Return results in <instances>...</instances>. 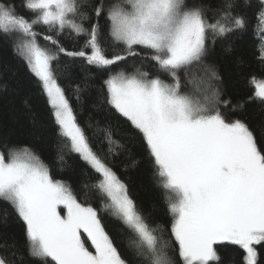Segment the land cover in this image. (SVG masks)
<instances>
[{
	"label": "snow or ice",
	"instance_id": "1",
	"mask_svg": "<svg viewBox=\"0 0 264 264\" xmlns=\"http://www.w3.org/2000/svg\"><path fill=\"white\" fill-rule=\"evenodd\" d=\"M237 7V0H221L209 17L203 0H25L24 8L33 14L25 17L13 0H0V36L13 40L14 51L40 81L70 151L98 174L95 186L108 201L104 211L131 233L129 259L98 210L82 203L69 183L54 178L39 154L0 140V199L23 221L31 258L41 264H175L174 240L183 264H215L216 246L225 242L244 251V264H258L257 246L264 245V135L258 140L247 121L231 117L245 102L233 105L221 98V76L207 59L219 39L245 28ZM101 17L112 44L121 46L111 55L100 40ZM259 17L264 22V0ZM38 26L55 33L43 37L54 51L40 45ZM66 32L84 37L78 50L56 38ZM61 55L103 69L130 57L155 65V75L117 67L103 83L106 103L145 143L172 216L170 227L137 207L128 185L91 146L55 75ZM193 71L199 74L195 95L182 90ZM249 81L255 91L246 102L264 105V78ZM106 135L115 147L109 151L119 155L124 145ZM15 247L0 245V264H16Z\"/></svg>",
	"mask_w": 264,
	"mask_h": 264
},
{
	"label": "trees",
	"instance_id": "2",
	"mask_svg": "<svg viewBox=\"0 0 264 264\" xmlns=\"http://www.w3.org/2000/svg\"><path fill=\"white\" fill-rule=\"evenodd\" d=\"M25 0H13L17 11L25 17L33 14L24 8ZM95 4L96 0H88ZM105 4L113 0H104ZM207 14L211 17L221 5V0H203ZM236 13L245 17L246 25L226 38L219 39L210 49L207 59L213 62L221 76L219 87L222 99H231L233 105L245 102L242 109L231 113L232 118L249 123L258 140L264 135V105L258 101L247 103L254 94V85L249 78H264V22L259 17L260 0H237ZM102 31L100 40L108 54L120 51V45H113L109 37L108 25L100 19ZM41 33L39 43L49 51L54 46L43 37L55 35L43 26L36 29ZM69 50H78L84 37H76L67 32L56 37ZM58 83L73 107L77 122L84 128L93 149L106 158L117 175L128 185L129 193L137 207L165 228L170 227L172 216L163 201L161 189L157 186L154 165L140 134L134 131L129 122L122 118L106 103L104 79L109 71L117 67L131 72L140 67L150 74H156L151 60L130 57L112 69L89 66L83 59H72L61 55L54 62ZM198 73L192 72L190 84L182 90H191L193 95L199 87ZM161 78H167L162 76ZM183 79V78H182ZM79 96V99L76 97ZM226 111V110H225ZM110 134L114 142L124 145L119 155H112L114 145L108 143ZM0 140L10 144L31 147L50 166L54 178L69 183L77 198L95 207L101 216L106 231L122 255L131 259L128 248L131 233L116 218L105 212L103 205L108 203L103 193L96 188L98 174L81 159L79 154L70 151L69 141L59 134L52 109L49 106L42 85L29 70L25 61L14 51L12 39L0 36ZM63 156V161L59 159ZM173 246L175 264H183L178 255V244ZM15 244L16 264H41L28 254L25 226L12 206L0 199V245ZM219 261L215 264H244V251L227 242L217 245ZM258 264H264V245L257 246Z\"/></svg>",
	"mask_w": 264,
	"mask_h": 264
}]
</instances>
